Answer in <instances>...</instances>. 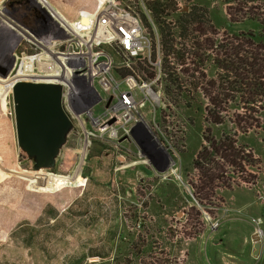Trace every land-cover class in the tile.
<instances>
[{
    "label": "rangeland",
    "instance_id": "1",
    "mask_svg": "<svg viewBox=\"0 0 264 264\" xmlns=\"http://www.w3.org/2000/svg\"><path fill=\"white\" fill-rule=\"evenodd\" d=\"M51 1H57L70 18L77 9L93 11L96 6L94 1L86 2L87 5L85 0ZM151 1L122 3L137 11L145 25L150 26V19L153 20L159 34ZM163 1L169 8L167 12L175 4L178 8L170 16L161 17L174 24L190 7L207 8L210 17L205 15L203 19L207 26L214 24L217 41L240 31L264 34V0ZM0 3V19L18 25L20 31L17 34L8 25L0 26V108L4 107L10 143L9 149L0 146L5 165L10 167H6V172L8 176L22 174L24 180L17 184L25 187L30 186L25 181L34 177H53L48 173L63 178L78 174L79 178L61 191L50 193L43 186L40 192L25 190L22 199L10 192L1 193L7 201L23 202L24 210H19L22 216L15 222L13 215L8 213L7 217L12 208L5 204L6 200H0V264H264V111L246 113L241 108H264V101L244 104L247 95L242 99L240 94H233L222 103L223 123L214 124L206 114L210 96L199 88L201 82L196 90L187 82L183 87L191 91L187 96V92H176L171 81L170 72L187 80L192 78L185 76L182 68L187 66L193 72L194 56H189L185 66L175 58L169 59L173 61H169L168 68L163 60L161 79L153 83L161 100H151L145 107L154 112L144 122L151 139L149 145L134 135L124 138L103 133L86 137L77 122L69 118L70 125L64 129L55 153L41 160L18 138L13 84L25 77L36 79L37 73L23 71V57L38 51L37 42L31 37L39 29L37 12L40 4L51 9V2ZM1 24L4 23L0 20ZM172 31L178 34V28ZM203 37H212V33L208 31ZM13 39L18 43L15 48ZM213 58L214 55L208 58L201 71L205 87L216 92L222 71ZM152 68L141 63L135 69L146 80H152ZM168 88L172 91L168 92ZM226 138H231L240 152L236 165L224 157L222 143L227 142ZM12 139L14 160L9 154L13 152ZM197 160L200 164H196ZM9 179L10 183L14 180ZM79 180L84 181L81 187ZM28 192L38 194L34 201ZM254 218L261 219L258 227L263 232L262 248L256 256ZM238 237L247 251L240 262L219 251L224 247L236 249Z\"/></svg>",
    "mask_w": 264,
    "mask_h": 264
},
{
    "label": "built area",
    "instance_id": "2",
    "mask_svg": "<svg viewBox=\"0 0 264 264\" xmlns=\"http://www.w3.org/2000/svg\"><path fill=\"white\" fill-rule=\"evenodd\" d=\"M39 6V29L31 35L38 51L30 56H46L34 62L33 70H27L30 56L25 55L23 71L35 70L40 74L34 75L35 82L59 87L63 109L86 137L103 133L124 138L134 135L149 145L151 139L144 122L154 112L145 107L151 100H161L153 83L161 79L163 61L161 35L155 22L150 19V26L145 25L140 14L122 0L98 3L86 25L81 20L68 23L49 6ZM141 63L154 67L152 80L136 71ZM84 144L87 147L88 141ZM260 221L253 219V240L261 242Z\"/></svg>",
    "mask_w": 264,
    "mask_h": 264
},
{
    "label": "trees",
    "instance_id": "3",
    "mask_svg": "<svg viewBox=\"0 0 264 264\" xmlns=\"http://www.w3.org/2000/svg\"><path fill=\"white\" fill-rule=\"evenodd\" d=\"M150 9L160 28V44L162 46L164 64L169 68V61L170 63L173 61L169 59L176 58L181 65L185 66L189 56H194L193 62L196 68L193 72L189 68H186L187 66L182 68V73L185 76L192 77L190 80L182 78L179 75H173V72H170L172 84L176 85V92L179 93L180 91V94L187 92L188 96L191 94V91L189 88H183L184 85L189 82L190 88L196 90L200 81L201 85L199 88L210 96L208 97L210 106H207L205 110L207 117L214 124L223 123L224 118L221 116V113L225 110L222 103L229 101V97H234L233 94H240L242 99L247 95L246 100L242 102L244 104L263 103L264 100L261 99L264 98V34L253 31H240L235 34L233 33L231 37L224 36L217 41L216 35L218 32L216 28L214 29V24L210 23L207 26L206 24L208 23L203 19L205 15L210 17L205 7L193 6L187 11H183L177 24L174 25L172 22H168L166 18L161 17L170 16L173 12L177 11L176 4L172 7V10L167 12L169 8H167L166 2L163 0H152L150 2ZM172 28H178V34L172 31ZM208 31L212 33V37H203ZM209 51H211V55L208 54ZM213 55L216 67L222 71L218 75V90L216 92L212 88L209 91L208 86L205 87L204 73L201 71L205 62ZM212 83L213 81L210 82L211 86ZM171 91L168 88V92ZM255 97H258L260 100H253ZM236 107H238V104ZM241 108L246 109V113L251 111L263 113L264 111L263 107H258L259 110L246 105L241 106ZM226 140V143H222L224 144L222 146L225 152L224 157L236 165L239 159H241L240 152L235 148V142L231 141V138H226ZM247 161H250V159L248 158ZM197 163H199L198 160ZM99 255L106 257V254ZM91 264L98 263L92 262ZM126 264H130V262H126Z\"/></svg>",
    "mask_w": 264,
    "mask_h": 264
},
{
    "label": "water",
    "instance_id": "4",
    "mask_svg": "<svg viewBox=\"0 0 264 264\" xmlns=\"http://www.w3.org/2000/svg\"><path fill=\"white\" fill-rule=\"evenodd\" d=\"M13 96L19 140L41 160H47L55 153L64 129L70 125L59 87L18 80L13 84ZM261 248L262 243L256 240L253 255H258Z\"/></svg>",
    "mask_w": 264,
    "mask_h": 264
},
{
    "label": "bare ground",
    "instance_id": "5",
    "mask_svg": "<svg viewBox=\"0 0 264 264\" xmlns=\"http://www.w3.org/2000/svg\"><path fill=\"white\" fill-rule=\"evenodd\" d=\"M92 1H94L96 3V5L98 3L102 4L104 2V0H85L83 2H85V4L87 5L86 2H92ZM45 2H46V0H45ZM50 2H51V9H52V5H53L52 11L54 12V14H56L57 16H60L61 18H63L66 22L72 23V22H75V20H79V21L81 20V22L84 25L90 23V20L92 18V14H90L92 12L91 10L84 9V7L83 8H80V9L75 8V9H77L76 11H74V14H75L76 17L74 16L73 18H70V17H68L64 13V11L61 9V7L56 4V3H58L57 1H56V3H54V1H51L50 0ZM67 2H65V4ZM60 4H61V2H60ZM62 5H64V4L62 3ZM0 20L5 24V25L4 24H1L0 26L5 27L6 25H8L10 28H12L11 29L12 31L17 32V34H20V33H18V32H20L19 29H18V25L17 26H16V24L13 25L14 23L12 24V22L10 23L9 21H5L2 18ZM25 33H26V31H25ZM22 37H23V35H22ZM11 44H12V42H11ZM13 44H14L13 46L15 48L18 43H17V41L14 40V43ZM27 59H28V61L26 62L27 63V66H28V69L27 70H33V65H34L35 60L38 61V62H40L39 60L40 59L41 60H44L45 59V56L43 58H41V56H40V58H38V59H36V58H27ZM28 72H30L29 74L36 73L34 71L33 72L32 71H28ZM24 79H17V81L18 80H22V81H34L35 80V79H31L30 77H25ZM2 87H0V89ZM0 99H1V97H0ZM5 118H6V115H5V112H4V107H1L0 108V146L2 148H4V149H9L8 145L10 143L8 141V131L7 132L5 131V129H6L5 128V124H6L5 123ZM11 138H12V136H11ZM12 151L13 152L12 153L9 152V154L11 155V157L14 160L15 146H14L13 139H12ZM5 160H6V158L3 156L2 150L0 148V200L2 202H4L6 200V198L4 196H2L1 193L10 192L12 194H15L18 197H21V199H22V196H23L25 190H33V191L40 192V190L42 189L41 187L43 186L47 190H50V193L51 192H55V191H61V190L65 189V188H69V186L71 185L72 181H75V180H78L79 179V178H77L78 177V174H76L73 177L72 176H66L65 178H63L62 175H54L52 173H48L50 175H53V177H47V178H35L34 177L33 180H26L25 181V182H29L30 186H28V187L18 186L17 183L18 182H22L21 180H24V178H23L22 174H20V173H17L16 175H13V176H8V174L6 172V167H8L9 169H10V167H9V165H5V163H6ZM10 177H13V179H14V180H12L13 181L12 183H10V181H11L9 179ZM83 185H84V181L83 180H79L78 181V186L81 187ZM26 194L31 195V197L33 196V201H34L36 195H38V194H36V192H28ZM63 196H64V194H63ZM27 201H28V205H30V203H31L30 199L27 198ZM14 202L12 203V202L6 200V203L5 204H9V206H10L9 209L12 208L11 211L7 212V217H8V213L10 215H13L11 218H13V220H15V222H16L17 219H19L22 216V213L19 210H24V207H23V204H22L23 202L21 203V202H19L17 200L14 201ZM14 207L16 209H15V212L13 214L12 210H13Z\"/></svg>",
    "mask_w": 264,
    "mask_h": 264
},
{
    "label": "crops",
    "instance_id": "6",
    "mask_svg": "<svg viewBox=\"0 0 264 264\" xmlns=\"http://www.w3.org/2000/svg\"><path fill=\"white\" fill-rule=\"evenodd\" d=\"M216 233V235H218V236H221V237H225L226 236V234L225 233H223V234H221L220 232H215ZM218 233V234H217ZM234 234V233H233ZM239 238V237H238ZM226 239V238H225ZM231 239V238H230ZM227 244H230V243H228V241H227ZM231 245V244H230ZM233 246V245H232ZM228 248H230V249H227V248H223V250H219L220 251V254H223V255H225V257H234V258H237L238 259V261L240 262V261H242V259H244L245 257H246V254H247V251H246V249L244 248V245H243V241L241 240V238H239V241L237 242V244L235 245V248L236 249H234V248H231V247H228ZM223 255H222V257H223ZM222 264V263H221ZM240 264V263H239Z\"/></svg>",
    "mask_w": 264,
    "mask_h": 264
}]
</instances>
